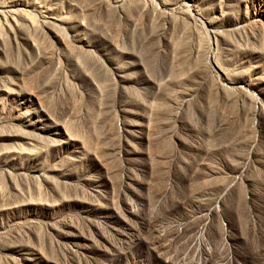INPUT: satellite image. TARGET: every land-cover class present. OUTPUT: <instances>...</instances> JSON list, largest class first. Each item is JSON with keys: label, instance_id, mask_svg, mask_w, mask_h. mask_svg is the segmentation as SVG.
<instances>
[{"label": "rangeland", "instance_id": "1", "mask_svg": "<svg viewBox=\"0 0 264 264\" xmlns=\"http://www.w3.org/2000/svg\"><path fill=\"white\" fill-rule=\"evenodd\" d=\"M0 264H264V0H0Z\"/></svg>", "mask_w": 264, "mask_h": 264}]
</instances>
